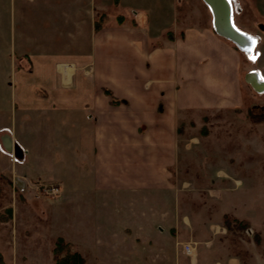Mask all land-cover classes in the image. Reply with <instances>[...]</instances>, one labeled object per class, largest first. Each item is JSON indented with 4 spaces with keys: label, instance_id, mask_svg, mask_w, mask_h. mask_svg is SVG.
Here are the masks:
<instances>
[{
    "label": "crops",
    "instance_id": "1",
    "mask_svg": "<svg viewBox=\"0 0 264 264\" xmlns=\"http://www.w3.org/2000/svg\"><path fill=\"white\" fill-rule=\"evenodd\" d=\"M258 2L264 16V0ZM1 4L0 27L8 35L3 50L17 98L11 112L16 115L19 106L20 123L44 110L82 116L90 190L102 201L109 193L125 195L116 203L130 208L126 220L134 221V239L145 245L142 257L147 264H157L156 260L168 264L166 259L170 264H192L194 259L182 262L174 248L190 240L196 242L198 264L221 263L220 258L222 264H238L235 255L215 254L211 245L218 231L210 226L219 224L218 213L200 208L196 201L193 207L200 190L184 186L186 181L173 184L171 169L178 149L177 121L183 112L235 104L241 50L217 34L211 23L185 26L153 45L151 19L173 18L172 0H2ZM110 7L125 8L129 15L125 11L108 17ZM96 12L104 13L98 29L93 27ZM119 14L120 23L115 19ZM254 51V47L247 51L249 58ZM261 54L258 50L256 58L264 67ZM251 71L255 80L258 72L264 76L258 66ZM112 97L120 101L113 102ZM2 129L29 148L15 116L0 122ZM204 189L200 193L216 210L220 205L222 213L233 210L236 215L240 201L246 207L255 203L247 204L245 196L237 199V192L229 199V192L221 188Z\"/></svg>",
    "mask_w": 264,
    "mask_h": 264
},
{
    "label": "rangeland",
    "instance_id": "2",
    "mask_svg": "<svg viewBox=\"0 0 264 264\" xmlns=\"http://www.w3.org/2000/svg\"><path fill=\"white\" fill-rule=\"evenodd\" d=\"M172 3L173 18L151 19L153 45L178 34L185 26L211 23L210 10L202 0ZM231 4L235 25L256 37L254 54L257 57L261 50L264 58V16L258 0H231ZM123 12L129 15L125 8L106 10L108 17ZM7 41L8 35L0 27V122L8 123L15 116L22 141L29 148L12 138L10 131L0 130V144L6 134L10 138L8 146L13 148L10 151L20 152L12 154L0 145V253L5 264H51V247L57 235L69 241L86 264H147L142 257L145 245L134 239V221L126 220L130 208L116 203L125 195L109 193L102 201L100 194L90 190L83 161L88 145L80 130L82 116L44 110L28 115V121L20 123L19 106L16 115L11 112L17 98H13L16 93L3 50ZM240 54L235 104L187 110L178 119V149L171 180L178 186L186 181L184 186L201 192L208 186L221 188L229 192V199L233 198L230 193L237 192L239 200L249 197L247 204L255 200L252 207L240 201L233 215V210L222 213L220 205L216 210L217 206L197 191L193 207L202 205L200 208L218 213L219 224L210 226L220 233L211 242L215 254L222 251L235 255L238 264H264V208L261 215L259 209L264 206V118L251 116L264 112V93H258L245 76L257 66L264 73V67L257 58H248L243 51ZM245 208L251 212L244 213ZM224 215L247 221V225L243 229L241 223L232 220L226 225ZM189 242L194 246L193 256L181 252L183 242L174 248L182 262L194 259L192 264H198L196 242ZM163 244L170 245L167 241ZM220 260L213 264H222L223 258ZM161 262L156 260L157 264ZM165 262L170 264L171 259Z\"/></svg>",
    "mask_w": 264,
    "mask_h": 264
},
{
    "label": "trees",
    "instance_id": "3",
    "mask_svg": "<svg viewBox=\"0 0 264 264\" xmlns=\"http://www.w3.org/2000/svg\"><path fill=\"white\" fill-rule=\"evenodd\" d=\"M103 17H104L103 12H96L94 21H93L94 29H98L102 25ZM115 19L118 23H120L123 21V16L119 14L115 17ZM132 23L134 22L132 21ZM103 89H104V92L111 95L110 90H108L107 88H103ZM111 100L113 102L120 101V99H116L114 97H112ZM251 116L261 119V118H264V112L253 113V114L251 113ZM223 217H224V222L226 223V225L229 224V220H232L234 223H238V224L241 223L240 228H243V229L247 225V221L236 220L234 218L230 219L226 215H224ZM51 259H52L51 264H86L81 254L77 250L72 249L71 243L65 240L63 236L61 235L55 236L53 240V245L51 247ZM0 264H5L1 253H0Z\"/></svg>",
    "mask_w": 264,
    "mask_h": 264
},
{
    "label": "water",
    "instance_id": "4",
    "mask_svg": "<svg viewBox=\"0 0 264 264\" xmlns=\"http://www.w3.org/2000/svg\"><path fill=\"white\" fill-rule=\"evenodd\" d=\"M206 6L209 8L211 14V25L214 29V31L217 34L222 35L223 37L231 40L234 42V44L238 47V48H242L244 47L243 50H246V46L247 44L250 43V41H252V36H249V34H247L244 31H241L239 29H237L232 20L231 19V7H229V0H215V5L210 1V0H202ZM228 1V2H227ZM218 4V5H217ZM217 5V6H216ZM213 6V10L212 7ZM216 6V7H215ZM214 7H215V11H214ZM223 28V29H221ZM221 30L227 31L231 34H233L234 38L220 32ZM239 36V39L238 37ZM255 73L254 72H249L246 74V77L248 78L250 84L253 86L254 89L258 90V88L256 87L258 86H264V81L263 82H258L257 80H254L252 76H254ZM264 88V87H262ZM263 90V89H261Z\"/></svg>",
    "mask_w": 264,
    "mask_h": 264
},
{
    "label": "built area",
    "instance_id": "5",
    "mask_svg": "<svg viewBox=\"0 0 264 264\" xmlns=\"http://www.w3.org/2000/svg\"><path fill=\"white\" fill-rule=\"evenodd\" d=\"M255 41V40H254ZM251 50H252V48H251ZM243 52L246 54V56L249 58V54L247 53V51H245V50H243ZM253 58H256V56L254 55V57ZM251 70H253V69H250V70H248L246 73H245V75L247 74V73H249V72H251ZM253 72V71H252ZM2 140H3V143H2V145H1V147L6 151V149L10 152V153H12V154H17L18 155V150H15V151H10V150H13V148L11 147V146H8V142L10 141V138H9V136L8 135H6V134H3L2 135ZM6 148V149H5ZM23 152H24V150H23ZM20 153V152H19ZM181 252L182 253H184V254H186V255H188V256H193V254H194V246L189 242V241H187V242H183L182 244H181Z\"/></svg>",
    "mask_w": 264,
    "mask_h": 264
},
{
    "label": "bare ground",
    "instance_id": "6",
    "mask_svg": "<svg viewBox=\"0 0 264 264\" xmlns=\"http://www.w3.org/2000/svg\"><path fill=\"white\" fill-rule=\"evenodd\" d=\"M214 5H215V0H210ZM228 2V1H227ZM228 4H229V7H231V0H229V2H228ZM218 5V4H217ZM216 5V6H217ZM215 6V7H216ZM212 7V10H213V6H211ZM215 7H214V11H215ZM209 9V8H208ZM211 13V12H210ZM232 20V22H233V24H234V26L237 28V29H239L236 25H235V23H234V19H233V14H232V7H231V19H230V21ZM221 29H223V28H221ZM220 29V32H222V33H224V34H226V35H228V36H230V37H232V38H234V36H233V34H231V33H229V32H227V31H224V30H221ZM240 30V29H239ZM248 34V33H247ZM220 35V34H219ZM249 36H252V35H250L249 34ZM221 37H222V35H221ZM238 37V39H239V36H237ZM252 38V41H250V43L249 44H247V46H246V50L245 51H248L249 50V52L251 51V47L253 48L254 47V44L256 43V37H254V36H252L251 37ZM227 39V38H226ZM227 40H229V39H227ZM234 40H235V38H234ZM255 40V41H254ZM236 41V40H235ZM233 42V41H232ZM256 45V44H255ZM241 49H244V47H242ZM240 49V50H241ZM251 55V58H253L254 57V55H252V53L250 54ZM256 59V58H255ZM252 72V71H251ZM254 72V71H253ZM256 75V74H255ZM254 75V76H255ZM258 77H257V81L258 82H263L264 81V76H262L259 72H258ZM253 77V76H252ZM256 77V76H255ZM255 80V79H254ZM257 88H258V91H264V88H262V87H264V86H256ZM261 89H263V90H261Z\"/></svg>",
    "mask_w": 264,
    "mask_h": 264
},
{
    "label": "flooded vegetation",
    "instance_id": "7",
    "mask_svg": "<svg viewBox=\"0 0 264 264\" xmlns=\"http://www.w3.org/2000/svg\"><path fill=\"white\" fill-rule=\"evenodd\" d=\"M231 6H232V4H231ZM234 19V18H233Z\"/></svg>",
    "mask_w": 264,
    "mask_h": 264
}]
</instances>
